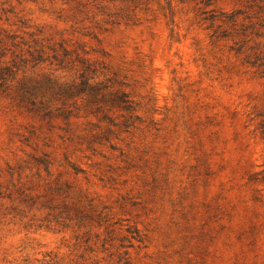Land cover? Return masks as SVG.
<instances>
[{"label": "rangeland", "instance_id": "obj_1", "mask_svg": "<svg viewBox=\"0 0 264 264\" xmlns=\"http://www.w3.org/2000/svg\"><path fill=\"white\" fill-rule=\"evenodd\" d=\"M0 264H264V0H0Z\"/></svg>", "mask_w": 264, "mask_h": 264}]
</instances>
